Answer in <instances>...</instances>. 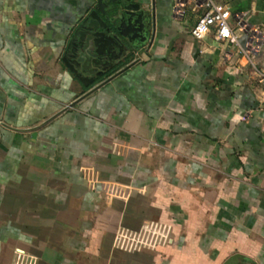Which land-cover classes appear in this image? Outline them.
<instances>
[{"label": "crops", "instance_id": "1", "mask_svg": "<svg viewBox=\"0 0 264 264\" xmlns=\"http://www.w3.org/2000/svg\"><path fill=\"white\" fill-rule=\"evenodd\" d=\"M215 1L264 27V0ZM176 3L86 86L62 57L95 0H0V264H264V48Z\"/></svg>", "mask_w": 264, "mask_h": 264}, {"label": "water", "instance_id": "2", "mask_svg": "<svg viewBox=\"0 0 264 264\" xmlns=\"http://www.w3.org/2000/svg\"><path fill=\"white\" fill-rule=\"evenodd\" d=\"M143 4L139 0H95L67 41L62 57L66 68L89 86L127 53L145 46L149 50L155 36V0L150 8ZM242 258L236 253L223 264H239Z\"/></svg>", "mask_w": 264, "mask_h": 264}, {"label": "built area", "instance_id": "3", "mask_svg": "<svg viewBox=\"0 0 264 264\" xmlns=\"http://www.w3.org/2000/svg\"><path fill=\"white\" fill-rule=\"evenodd\" d=\"M203 8V14L193 26L191 34L201 39L210 32L220 41H227L236 45L242 55L252 62L253 57L264 48V27L252 23L248 12H231L230 8L215 0H196ZM186 0H177L173 7L176 18L184 14ZM259 92L257 100L264 107V70H259ZM121 237V235H120ZM15 264H33L23 252H17Z\"/></svg>", "mask_w": 264, "mask_h": 264}]
</instances>
